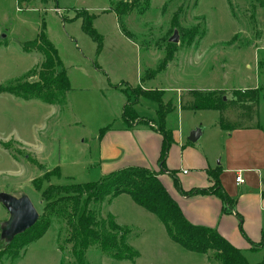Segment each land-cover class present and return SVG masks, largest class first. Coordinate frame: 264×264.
<instances>
[{
	"label": "rangeland",
	"instance_id": "374dc122",
	"mask_svg": "<svg viewBox=\"0 0 264 264\" xmlns=\"http://www.w3.org/2000/svg\"><path fill=\"white\" fill-rule=\"evenodd\" d=\"M120 2L132 7L121 16L128 38L119 34L120 25L112 11ZM82 16H91V26L101 38L99 51L81 28ZM41 30L67 70L71 89L65 104L22 100L0 92V192L28 196L38 215L44 205L41 192L48 183H83L97 178L96 138L102 126L113 123L118 96L103 99L98 87L108 80L137 82L139 74L154 70L166 52L171 53V63L151 82L164 91L165 98L152 104V114H136L129 122L158 126L160 115L175 105L167 113L173 125L178 120L179 92L186 103L188 90L222 92L229 100L233 90L257 87V112L242 124H258L264 130V0H149L148 7L143 0H0V86L35 78L29 73L38 68L43 56L36 50H23V44ZM174 32L178 39L170 42ZM172 43L174 49L169 48ZM139 47L150 50L153 57ZM96 64L105 72L97 70ZM128 82L118 83L128 106L141 97L140 108L148 111L150 100L140 96L139 84ZM239 112L227 108L224 116L238 121ZM180 114L181 121H195L204 131L202 148L220 149L213 134L217 110L183 109ZM124 197L132 202L130 196ZM128 202L124 198L103 202L99 215L115 213L117 223L128 224L121 226L129 231L127 243L137 257L133 262L114 260L93 246L84 255L87 264H219L210 255L180 247L167 236L156 216L132 208ZM8 217L0 203V224ZM66 237L64 220L53 219L42 237L29 243L17 258L3 256L0 264H77L70 244L64 242ZM244 254L250 264L259 263L264 247Z\"/></svg>",
	"mask_w": 264,
	"mask_h": 264
},
{
	"label": "trees",
	"instance_id": "16d2710c",
	"mask_svg": "<svg viewBox=\"0 0 264 264\" xmlns=\"http://www.w3.org/2000/svg\"><path fill=\"white\" fill-rule=\"evenodd\" d=\"M144 7L149 6V0H143ZM132 7L127 4H114L112 11L123 32L122 15L130 13ZM81 28L96 42V50L101 48V38L91 26V16L81 17ZM174 49L172 43L169 47ZM23 50H36L43 59L36 69H31L33 80L17 79L15 83L0 86V92H6L22 100L38 99L51 105H64L67 92L71 89L65 67L58 55L57 49L41 30L37 36L23 44ZM171 59V53L166 52L159 65L150 72H145L141 80L154 77L159 70L166 67ZM27 75V73H26ZM24 77V76H23ZM140 94L160 102L162 90H142ZM220 93V94H218ZM188 90L189 100L183 103L180 98L179 107L187 110H217L219 112L218 125L222 130L231 131L242 127L243 121L252 119L257 112L258 88H244L233 90L229 100L223 99L222 92ZM227 108L239 110L238 121H231L224 116ZM171 108H167L160 115L157 130L162 135V143L158 157L160 169H164L165 159L172 143L171 132L164 126V119ZM123 119L128 122L135 117L131 106L125 103L122 112ZM108 126L98 131L100 137ZM56 174L58 167L56 166ZM156 172L141 166H126L96 180L83 183L54 184L48 183L42 190L44 201L42 213L33 226L14 236L11 241L0 237V259L5 257L17 258L19 252L29 243L39 239L50 227L53 219L64 220L67 227L66 244H70V252L77 264L85 262L86 251L93 246L114 260L134 261L137 252L127 243L129 231L125 226L118 225L110 213L104 217L99 215V208L103 202H110L119 194L130 196L135 204L156 216L163 224L167 236L183 249L210 255L219 264H249L240 249L233 246L214 228L193 224L181 212L176 201L169 195ZM174 187L184 195L213 193L217 195L224 209H233L234 201L222 188L216 170L208 172L212 185L207 188H191L183 191L175 174L170 171ZM48 180V179H47ZM264 245V232L258 243H252V249ZM264 264V256L261 262Z\"/></svg>",
	"mask_w": 264,
	"mask_h": 264
},
{
	"label": "crops",
	"instance_id": "0c3cea01",
	"mask_svg": "<svg viewBox=\"0 0 264 264\" xmlns=\"http://www.w3.org/2000/svg\"><path fill=\"white\" fill-rule=\"evenodd\" d=\"M119 29V34H123L128 38L120 26ZM141 50L145 52L146 56L153 57L150 50H144V48L141 49L139 47L140 52ZM154 58L156 60V57ZM170 63L169 61L167 64L169 65ZM96 65L95 68L97 70L104 71L99 64ZM105 75L107 76L106 73ZM139 75L140 77L135 83H130L127 80H120L119 82H128L132 86L139 84L142 90H162L151 83L156 75L151 78H143L142 82V75ZM119 82L111 83L108 80L107 83H103L98 87L101 90L103 99L107 95L117 94L118 96L117 103L113 108V115H111L113 123L105 125L108 128L100 137L97 135L96 138L97 151L94 160L97 169L96 179L126 166L148 168L158 173V179L169 195L176 201L188 221L193 224L214 228L233 246L240 249L243 254L244 252L257 250L252 249V243H258L264 232V130L258 124H252L225 131L217 123L213 134L217 137L221 147L219 150L204 149L200 144L202 137L205 135L202 128L195 121L180 120V113L183 109L179 107V92L176 95V102L178 101L177 122L173 125L169 124L167 114L164 119L165 128L171 132L172 143L165 159L164 169L161 170L158 164V157L162 135L157 130L154 122L135 121L131 123L123 119L122 112L126 103V94L118 86ZM163 96L164 94L161 96L162 99L165 98ZM143 97L146 101L150 100L148 101L150 102L149 110H141L140 106H142L143 100L139 97L130 105L135 116L136 114H152L150 111L155 109L152 104L157 102L150 97ZM172 98L169 97L167 99ZM173 110H175V105L171 107L169 112ZM184 111L193 110L184 109ZM193 131H198V137L194 142L188 140L190 133ZM207 137H209V134ZM215 158H219L218 163H215ZM212 170L217 171L218 180L222 188L234 201L233 209H224L221 199L213 193L194 195L180 193L174 187L172 176L169 174L172 171L178 179L182 190L186 191L191 188H207L211 186L212 181L208 172ZM236 173L242 175L243 183H235ZM124 196L129 197V195L122 193L110 202L105 203L111 204L118 198H124L128 202ZM131 201L128 202L130 207H140L132 199ZM112 215L115 222L119 221L117 214L114 213ZM117 224L128 226L123 221ZM262 247L264 245L260 248Z\"/></svg>",
	"mask_w": 264,
	"mask_h": 264
},
{
	"label": "water",
	"instance_id": "95a60500",
	"mask_svg": "<svg viewBox=\"0 0 264 264\" xmlns=\"http://www.w3.org/2000/svg\"><path fill=\"white\" fill-rule=\"evenodd\" d=\"M177 34L174 32L169 37L170 42L177 41ZM225 99V98H223ZM198 137V131L190 133L188 140L194 142ZM0 203L7 210L9 217L0 224V237L5 241H11L14 236L24 232L35 224L38 219V212L28 196H14L6 192H0Z\"/></svg>",
	"mask_w": 264,
	"mask_h": 264
},
{
	"label": "built area",
	"instance_id": "2783aa9c",
	"mask_svg": "<svg viewBox=\"0 0 264 264\" xmlns=\"http://www.w3.org/2000/svg\"><path fill=\"white\" fill-rule=\"evenodd\" d=\"M243 181H244V179H243L242 175L239 174V173H236V175H235V183L236 184H240V183H243Z\"/></svg>",
	"mask_w": 264,
	"mask_h": 264
}]
</instances>
